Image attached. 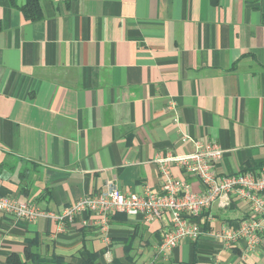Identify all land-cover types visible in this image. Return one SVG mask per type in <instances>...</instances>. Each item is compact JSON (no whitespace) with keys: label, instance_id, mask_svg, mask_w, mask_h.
I'll list each match as a JSON object with an SVG mask.
<instances>
[{"label":"crops","instance_id":"crops-1","mask_svg":"<svg viewBox=\"0 0 264 264\" xmlns=\"http://www.w3.org/2000/svg\"><path fill=\"white\" fill-rule=\"evenodd\" d=\"M42 10L31 22L0 1V195L59 213L109 184L159 191L155 159L207 141L225 151L220 175L264 166V0H43ZM207 216L205 234L166 260L169 215L113 213L107 246L95 213L64 230L0 213V263L37 238L73 264L90 253L98 264H264V236L253 253L212 236L248 219L245 203Z\"/></svg>","mask_w":264,"mask_h":264},{"label":"built area","instance_id":"built-area-1","mask_svg":"<svg viewBox=\"0 0 264 264\" xmlns=\"http://www.w3.org/2000/svg\"><path fill=\"white\" fill-rule=\"evenodd\" d=\"M187 139L184 137L183 141ZM196 144L192 153L155 159L161 175L159 191L147 189L143 195H138L122 192L109 184L99 194L80 199L59 213L42 210L33 202L0 195V213L27 222L41 218L52 220L59 230H64L82 213H95L107 246L111 245L109 221L113 213L142 217L147 223L169 215L170 225L158 248L160 256L167 260L181 243L196 241L205 234L203 225L208 223L206 215L212 207L217 205L226 211L234 200H239L247 205L250 217L237 226H224L212 236L227 249L243 240L245 252H255L264 236V166L253 171L220 175L216 167L224 156V149L215 141ZM174 167L197 179L200 190L195 191L189 182L175 177Z\"/></svg>","mask_w":264,"mask_h":264},{"label":"trees","instance_id":"trees-1","mask_svg":"<svg viewBox=\"0 0 264 264\" xmlns=\"http://www.w3.org/2000/svg\"><path fill=\"white\" fill-rule=\"evenodd\" d=\"M7 1L11 7L18 9L31 22H37L43 19L42 2L43 0H0ZM0 23V31H1ZM101 254L90 253L88 257L83 258L82 264H98ZM2 264V263H0ZM3 264H73L67 258L61 255H44L39 247L37 238L27 240V246L24 254H12ZM113 264H120L113 261Z\"/></svg>","mask_w":264,"mask_h":264}]
</instances>
